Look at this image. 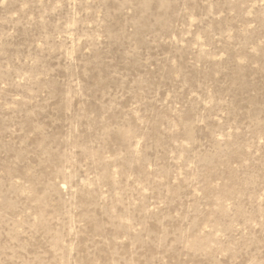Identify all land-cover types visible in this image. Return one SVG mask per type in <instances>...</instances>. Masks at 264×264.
<instances>
[{"label": "rangeland", "instance_id": "1", "mask_svg": "<svg viewBox=\"0 0 264 264\" xmlns=\"http://www.w3.org/2000/svg\"><path fill=\"white\" fill-rule=\"evenodd\" d=\"M0 264H264V0H0Z\"/></svg>", "mask_w": 264, "mask_h": 264}]
</instances>
